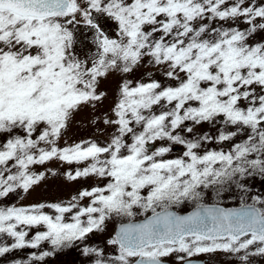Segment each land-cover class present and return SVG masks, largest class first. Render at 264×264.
Instances as JSON below:
<instances>
[{"label": "snow or ice", "instance_id": "1", "mask_svg": "<svg viewBox=\"0 0 264 264\" xmlns=\"http://www.w3.org/2000/svg\"><path fill=\"white\" fill-rule=\"evenodd\" d=\"M240 19L249 25L244 31L211 26ZM258 31L264 0H0V198L28 193L46 179L30 166L53 159L89 162L67 173L68 181L103 182L66 204L0 207V237L12 241L0 245V257L44 243L53 251L71 247L113 216L147 212L144 222L130 220L108 241L118 255L105 260L93 247L84 254L95 264H165L173 255L193 264V257L218 252L250 264L264 256V198L252 196L249 204L242 197L239 209L202 202L210 188L219 197L236 184L246 195L242 181L264 177V42L248 43ZM146 57L167 86L125 80L112 116L103 119L115 129L109 140L59 147L74 116L103 102L101 81L133 72ZM218 118L236 131L196 134ZM242 130L247 139L229 152L207 150ZM157 141L162 146L154 148ZM174 146L182 155L166 158ZM187 202L195 204L188 215L170 210ZM37 227L44 230L28 239Z\"/></svg>", "mask_w": 264, "mask_h": 264}, {"label": "rangeland", "instance_id": "2", "mask_svg": "<svg viewBox=\"0 0 264 264\" xmlns=\"http://www.w3.org/2000/svg\"><path fill=\"white\" fill-rule=\"evenodd\" d=\"M252 3H259L262 0H251ZM246 6V5H245ZM211 26L214 27H224V28H237L241 31L246 30L249 25L244 22L243 19L239 21H227V22H215ZM115 25H108L109 35L114 36ZM258 42H264V31H258L254 34L253 37L249 38V44H255ZM79 51V49H78ZM88 49L86 48L83 53H80L81 58H84V55L87 53ZM125 80H131L133 84L135 83H147L151 80L160 81L162 84L169 83L163 77V70L151 65L146 57L144 62L136 68L133 72L123 74L119 72L111 73L106 79H103L100 84L99 91L106 93V96L102 103L98 104L95 109H92L90 106L87 109V112H81L74 116L72 122L69 124L68 128L63 132V135L58 141V146L63 148L69 145H74L80 143L81 141H95L100 144H105L112 133L114 132V127H107L103 124V119L105 116H112L111 109L115 106V103L118 100V88ZM259 91V89H257ZM242 108H246L247 104L241 102L240 105ZM154 110L158 113L160 111L159 107H154ZM114 118V117H113ZM221 119H217L218 122ZM215 122V123H216ZM205 124V123H204ZM204 124L196 128V134L204 135L208 134L212 137H218L221 131L230 132L236 131V128L233 126L225 125L222 121L220 124H215V133H210L209 130L204 129ZM225 129V130H224ZM187 137V134L184 133ZM190 138V137H188ZM247 139V133L245 131H239L235 137H233L230 142L225 147L222 143H217L215 140L207 144L206 148H228L231 149L235 144L243 142ZM163 142H155L154 148L162 146ZM87 145H85L86 147ZM164 146H169L164 144ZM153 148V150H154ZM180 149V150H179ZM183 148L182 146L172 147L171 152L166 156L168 159L177 158L182 155ZM89 163L85 161L81 164H68L57 159L47 161L43 165H32L31 171L34 173H45L46 179L42 180L39 184L35 185L28 193L19 191L18 193H12L6 198H0V207H28L36 204H51V203H68L73 196H77L79 191L85 189H91L92 187L98 186V183H101L97 177L81 178L77 181H68L66 179V174L69 172H74L76 169L84 167ZM55 173L53 175L52 173ZM102 186V184L100 185ZM87 200L82 201V204H86ZM43 211L52 214L51 209L45 208ZM109 226H104V229H109ZM42 227L32 228L29 230L28 239H31L32 236L36 234L37 231H43ZM112 238L106 234L101 235L97 233H92L89 235L87 241L76 242L71 247H65L59 250L53 251L47 243L41 245L37 249L24 248L13 250L10 253H7L5 256L0 257V264H33L31 257L33 254L39 255L43 251L51 252V255L45 257L42 262L38 264H61L64 262H73L75 264H95L96 257L92 255H85L83 249L85 247H94L96 244L102 243L104 246ZM12 241L10 239L0 237V245L8 244L10 245ZM110 245V244H109ZM103 258L105 260L111 259V247H102ZM238 256H228L226 264H236ZM249 261H253L257 264H264V256H254L250 257Z\"/></svg>", "mask_w": 264, "mask_h": 264}, {"label": "flooded vegetation", "instance_id": "3", "mask_svg": "<svg viewBox=\"0 0 264 264\" xmlns=\"http://www.w3.org/2000/svg\"><path fill=\"white\" fill-rule=\"evenodd\" d=\"M218 119H221V118H218ZM221 121L222 120H219L216 123H205L204 129L209 130V132L211 130L210 133H215L216 132L215 126H217L215 124L217 123L220 124ZM225 128H230V127L228 126ZM229 142L230 140L223 142L222 144L223 145L225 143L228 144ZM204 150L205 149H202L201 151H204ZM207 150L229 152L231 149H228V148H223V149L218 148L217 149V148L210 147V148H207ZM102 183L103 182L98 183V186H100ZM242 183H244L245 186L248 187L249 189L246 195L236 186V184H231V185L225 186V189L223 190V192L221 193L219 197L217 196L216 192L212 190L211 188L206 190L204 199L202 202L205 205H220V206L228 208V207L241 206L242 197L244 198V201L249 204L252 203V200H251L252 196H258L260 198H264V177L254 174L252 176L247 177L244 181H242ZM194 207H195L194 203L187 202L185 204L180 205L179 207H173L172 209L178 212H187ZM257 207H260V205H257ZM150 214L151 212L142 213V214L138 213L133 218L113 216L109 218L105 224V226H109L108 227L109 229H104L103 231H98L95 233L101 234V235L106 234L107 236L114 238V232L118 224L130 221V220L132 221V220L143 219L144 217ZM94 247L99 250H102V247L103 248L111 247L112 257H114L115 255H118V248L114 245H111V244L109 245V243H106L105 246H104V243H102V247L98 243L94 245ZM228 256L232 257L235 255H230V254H225V253H220V252L215 253V254H202L200 256L193 257L192 261L199 262V263H194V264H226L227 263L226 259ZM164 260L168 261L170 264H180V262L176 259L175 255L166 257L164 258ZM249 262L250 264H257V262L256 263H254L253 261H249ZM70 263H73V262H70ZM236 264H240L239 260L236 261Z\"/></svg>", "mask_w": 264, "mask_h": 264}, {"label": "water", "instance_id": "4", "mask_svg": "<svg viewBox=\"0 0 264 264\" xmlns=\"http://www.w3.org/2000/svg\"><path fill=\"white\" fill-rule=\"evenodd\" d=\"M209 207H212V206H209ZM218 207H220V206H218ZM240 207H237V208H230V209H239ZM195 209H193L192 211H194ZM192 211H190V212H188V213H185V214H178V213H176L177 215H188V214H190ZM174 212V211H173ZM145 220V219H144ZM144 220H142V221H131L132 223H142V222H144ZM127 223H129V222H126V223H123V224H127ZM123 224H119L117 227H116V230H115V235H116V233L119 231V229H120V227L123 225ZM166 264V263H165Z\"/></svg>", "mask_w": 264, "mask_h": 264}]
</instances>
